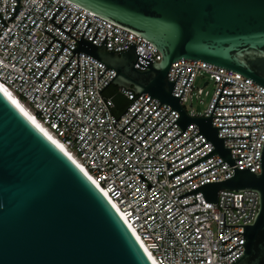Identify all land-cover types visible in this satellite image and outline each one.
<instances>
[{
	"label": "built area",
	"instance_id": "2783aa9c",
	"mask_svg": "<svg viewBox=\"0 0 264 264\" xmlns=\"http://www.w3.org/2000/svg\"><path fill=\"white\" fill-rule=\"evenodd\" d=\"M16 3L17 0H0V84L13 92L60 139L113 202L158 264H230L243 252L241 242L244 238L238 232L243 231V225H223V213L225 211V223L253 222L259 208L258 191L254 188H218L217 202L206 201L202 191L177 195L205 181L232 175L234 165H248L252 171H260L264 87L242 73L203 60L181 57L171 62L168 79H176L172 94L179 96L186 81L179 98L182 106L195 94L198 76L207 75L204 85L210 81L214 84L203 113L184 109L187 115H209L224 80L234 84H224L221 94H253L219 95L216 105L263 104L215 106L211 115H263L212 116L213 126L258 125L217 127L218 137L249 136L250 132L251 139L223 138L224 146L248 145L230 147L231 156L242 157H234L233 165L215 152L168 177V173L195 160L214 144L201 132L196 134L198 126L194 122L180 133L182 129L173 122L179 116L178 111L165 102L159 105L160 101L150 98L147 93L139 94L131 88L119 87V92L128 102L115 110L112 97L105 93L111 81L103 88L115 75V70L111 67L106 69L105 64L78 51V69L75 71L77 52L72 55L70 49L77 43L72 36L79 40L89 21L82 37L91 41L99 27L92 43L100 46L107 33L104 39L107 51L118 53L128 49L132 43L138 53L158 62L162 58L160 50L140 34L70 0H19L20 8L7 20L14 14ZM51 18L57 24L64 19L60 27L66 31L77 19L68 31L72 36ZM38 57L39 60L36 59ZM201 93L202 87H197L196 94ZM123 126V133L117 130ZM126 135H131L132 139ZM136 139H141V143ZM166 160L174 161L167 167Z\"/></svg>",
	"mask_w": 264,
	"mask_h": 264
},
{
	"label": "water",
	"instance_id": "95a60500",
	"mask_svg": "<svg viewBox=\"0 0 264 264\" xmlns=\"http://www.w3.org/2000/svg\"><path fill=\"white\" fill-rule=\"evenodd\" d=\"M70 1L118 26L140 34L162 53L161 60L155 62L150 56L138 53L136 46L132 43L128 49L118 53L107 51L104 45L107 33L100 46L92 43L99 27L91 41L82 37L89 21L78 40L68 31L79 16L68 31L60 27L68 14L60 24L52 20L60 6L50 20L72 36L77 41L76 46L70 49L43 30L69 48L72 55L77 52L75 71L78 69V51L87 53L105 64L106 69L111 67L115 70V75L103 88L111 81V84L118 87L131 88L139 94L147 93L150 98H157L160 101L159 105L162 102L167 103L171 109L179 113L173 122H176L182 129L180 133L189 123L194 122L198 126L196 134L201 132L206 140L209 139L214 144L213 148L195 160L168 173V177L215 152L233 165L234 157H242L231 156L230 147L248 145L224 146L223 138L249 137L251 139L250 132L249 136L218 137L217 127L258 125L213 126L211 117L263 115V113L211 114L215 106L263 103L216 105L219 95L253 94H221L224 84H234L224 80L210 114L189 116L179 102L186 81L180 95L176 96L172 94L176 79L175 81L169 80L167 72L171 62L178 58L198 59L242 73L264 87V0ZM18 2L19 0L14 5V14L7 20L13 17L20 8ZM39 57L36 59L39 60ZM113 126H115L114 123ZM124 126L117 130L123 133L121 130ZM126 136L132 139L131 135ZM141 139H136V141L141 143ZM170 162L166 160L167 167ZM259 164L261 167L259 172L252 171L248 165L244 167L234 165L232 175L221 180L205 181L177 195L179 197L202 191L206 201L217 202L218 188H254L258 191L259 208L253 222L225 223V211L223 213V225H243V231L238 232L243 234L244 241L241 243L244 249L230 264H264V139ZM195 201L197 199L182 206ZM0 264H153L127 223L102 190L79 164L39 129L22 108L1 88Z\"/></svg>",
	"mask_w": 264,
	"mask_h": 264
},
{
	"label": "bare ground",
	"instance_id": "6f19581e",
	"mask_svg": "<svg viewBox=\"0 0 264 264\" xmlns=\"http://www.w3.org/2000/svg\"><path fill=\"white\" fill-rule=\"evenodd\" d=\"M0 88L12 99L14 100L21 108L22 110L26 113V115L30 118V120H32V122L39 128L41 129L47 136H49L51 139H53L69 156H71L78 164L79 166L84 170V172L92 179V181L94 182L93 178L88 174V172L86 171V169L81 165V163L72 155L70 154L69 150L65 147V145L60 141V139H57L38 119L37 117L28 109V107L26 106V104H24L15 94H13V92H11L8 88L4 87L2 84H0ZM95 183V182H94ZM104 193V192H103ZM105 194V193H104ZM106 195V194H105ZM107 197V196H106ZM108 198V197H107ZM109 199V198H108ZM110 201V199H109ZM111 202V201H110ZM112 205L115 207V205L113 204V202H111ZM116 208V207H115ZM117 210V208H116ZM118 211V210H117ZM119 212V211H118ZM119 214L121 215V213L119 212ZM122 216V215H121ZM123 218V216H122ZM124 219V218H123ZM125 221V219H124ZM127 223V222H126ZM128 225V224H127ZM129 226V225H128ZM129 228L131 229L132 233L135 235L136 239L139 241L140 245L142 246V248L145 250V252L147 253L148 257L150 258V260L152 261L153 264H158L156 262V260L152 257V255L149 253V251L147 250V248L143 245V243L141 242L139 236L134 232V230L129 226Z\"/></svg>",
	"mask_w": 264,
	"mask_h": 264
},
{
	"label": "rangeland",
	"instance_id": "374dc122",
	"mask_svg": "<svg viewBox=\"0 0 264 264\" xmlns=\"http://www.w3.org/2000/svg\"><path fill=\"white\" fill-rule=\"evenodd\" d=\"M207 79V75L198 76L195 79V94H196V88L202 87V93L201 94H194L191 98V100L188 99L187 102L184 103L183 107L185 110L189 111L192 109L194 112L201 114L203 113L207 102L213 92L214 84L212 81H210L208 84L204 85V80ZM205 92H207L205 94ZM191 103V104H190Z\"/></svg>",
	"mask_w": 264,
	"mask_h": 264
},
{
	"label": "trees",
	"instance_id": "16d2710c",
	"mask_svg": "<svg viewBox=\"0 0 264 264\" xmlns=\"http://www.w3.org/2000/svg\"><path fill=\"white\" fill-rule=\"evenodd\" d=\"M105 93L112 97L116 106L115 110L122 108L128 102V100L119 92V87L116 85L110 84L106 88Z\"/></svg>",
	"mask_w": 264,
	"mask_h": 264
}]
</instances>
